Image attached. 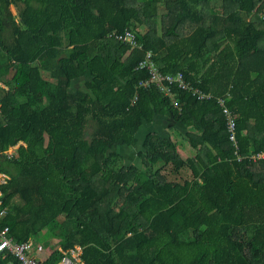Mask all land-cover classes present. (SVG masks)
I'll use <instances>...</instances> for the list:
<instances>
[{
  "label": "trees",
  "instance_id": "obj_1",
  "mask_svg": "<svg viewBox=\"0 0 264 264\" xmlns=\"http://www.w3.org/2000/svg\"><path fill=\"white\" fill-rule=\"evenodd\" d=\"M0 1V228L28 241L50 223L62 248L42 264L76 246L84 264H264V0ZM126 30L134 48L109 36ZM148 52L211 98L141 85Z\"/></svg>",
  "mask_w": 264,
  "mask_h": 264
},
{
  "label": "built area",
  "instance_id": "obj_2",
  "mask_svg": "<svg viewBox=\"0 0 264 264\" xmlns=\"http://www.w3.org/2000/svg\"><path fill=\"white\" fill-rule=\"evenodd\" d=\"M264 18V13L262 14ZM111 38H114L121 42H130L134 48L136 42L134 40V34L130 30H126L124 33L111 32L109 34ZM141 67H147L151 71V77L147 81L141 82V85H150L155 83L161 91L166 95L174 96L171 90V85L176 84L179 88L184 90L185 93L197 96L201 100L210 99L211 95H206L197 86V81L189 82L185 79L182 72H177L174 74H161L157 71L156 65L152 59V53L148 52L145 60L141 63ZM177 103V102H176ZM175 103V104H176ZM1 105V104H0ZM177 105V104H176ZM219 110L224 114L227 120L228 130H229V140L235 144V134H234V118L230 115L229 110L225 106L223 100H219ZM17 147H11L6 150L7 157L17 155ZM259 155L258 157H260ZM8 178L7 174L0 172V183H6ZM7 213L6 209H2L0 212V217ZM32 243L28 241H17L12 234H10V228L8 225L0 228V253L9 251L14 256L17 257L20 264H42L41 260L37 258L36 255L32 253ZM81 247L76 246L75 248H70L68 252L65 253L63 258L58 262V264H84L80 257Z\"/></svg>",
  "mask_w": 264,
  "mask_h": 264
},
{
  "label": "rangeland",
  "instance_id": "obj_3",
  "mask_svg": "<svg viewBox=\"0 0 264 264\" xmlns=\"http://www.w3.org/2000/svg\"><path fill=\"white\" fill-rule=\"evenodd\" d=\"M215 13L219 12L222 14L223 12V8L222 7H219L217 8L216 10H214ZM156 23H157V31L159 34H162L163 31L166 29L168 30L169 29V26L167 24V14L165 12H163V14H159L157 20H156ZM140 30H146V26L145 25H141L140 26ZM83 86V82L81 81H76L73 83L72 85V90H76L78 87H82ZM173 122L171 121H168L167 123L165 122H162V124H158V127L157 129H160V128H163L165 129L166 132H169V133H173L175 134V131L171 130V126L173 125L172 124ZM156 128V125H153L152 124H148L145 126V128H143V130L140 132V142L138 144V147L136 148H129V149H123V152L125 153V156L127 159H131L130 161H136L138 160V156H137V151H138V148L139 147H142L143 145V142L141 141V139L144 137V135L146 133H148V131H151V130H154ZM156 129V130H157ZM179 138V139H178ZM178 139V143L181 144V147H179L180 149V152L181 154L184 156V157H187V156H190V155H193V149H191L190 145L186 142H182V140H180L181 138L180 137H177ZM182 142V143H181ZM160 162H158L159 164ZM156 164V165H158ZM162 171L164 174H166L168 176V178L172 179V178H177V179H183L185 177H190L191 176V172L188 168H183L181 172L179 173H175L176 174V177H175V174L172 172V165H166L162 168Z\"/></svg>",
  "mask_w": 264,
  "mask_h": 264
},
{
  "label": "crops",
  "instance_id": "obj_4",
  "mask_svg": "<svg viewBox=\"0 0 264 264\" xmlns=\"http://www.w3.org/2000/svg\"><path fill=\"white\" fill-rule=\"evenodd\" d=\"M2 8H4V5H3L2 1H0V9H2ZM8 11L11 13V15L13 17H15L16 21L19 20L18 8H17V5L15 3H11L9 5ZM7 17H9V16H7ZM0 37H1L2 41H4L5 43L6 42L10 43L13 40V28L10 25L6 26L4 28V30L2 31V33L0 34ZM0 85L4 86L1 82H0ZM15 147H17V146H15ZM14 200H17V199L14 198ZM61 240H63V239L61 237L57 236L53 232V230L51 228V224L49 223L44 228H42V230H40V232L36 236H34L30 239V241L32 243V250L31 251L42 262L51 254L53 249H55V248L61 249L62 248Z\"/></svg>",
  "mask_w": 264,
  "mask_h": 264
}]
</instances>
